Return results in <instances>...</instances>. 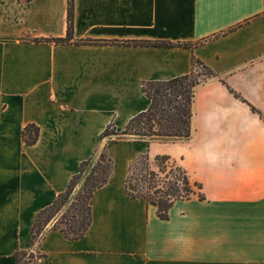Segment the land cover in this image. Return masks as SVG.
Listing matches in <instances>:
<instances>
[{"label":"crops","instance_id":"0c3cea01","mask_svg":"<svg viewBox=\"0 0 264 264\" xmlns=\"http://www.w3.org/2000/svg\"><path fill=\"white\" fill-rule=\"evenodd\" d=\"M73 27L69 44L29 42L67 37L68 0H0V264L17 251L41 253L39 264H264V0H74ZM193 59L214 76L196 88L188 140H100L149 108L144 83L185 76ZM28 125L40 128L30 147ZM101 151L113 171L86 236L47 229L33 245L37 214ZM144 154L175 160L205 200L178 202L163 221L129 197Z\"/></svg>","mask_w":264,"mask_h":264},{"label":"trees","instance_id":"16d2710c","mask_svg":"<svg viewBox=\"0 0 264 264\" xmlns=\"http://www.w3.org/2000/svg\"><path fill=\"white\" fill-rule=\"evenodd\" d=\"M73 26L74 0H68L67 37L28 41L36 44L66 45L73 41ZM75 44H118L154 48L194 47L191 43L171 42L76 41ZM213 76L214 73L206 65L193 59L191 72L185 76L144 83L142 92L150 102L149 108L133 117L122 132H117L114 125L110 124L101 134L100 140L130 139L148 146L152 142L172 143L188 140L192 134V106L196 88ZM39 136L40 128L36 125L26 126L21 133L22 141L27 147L34 146ZM112 171L113 161L105 151L82 162L66 191L59 194L50 206L37 214L31 229L32 244L38 243L47 229L59 231L68 240L84 238L93 220L92 197L108 183ZM81 181L82 185L75 194ZM125 191L132 199L143 200L155 207L158 217L163 221L169 220L170 211L176 203L194 197L200 201L205 200L202 186L192 181L187 172L169 156L151 159L149 154L141 155L129 167ZM14 258L16 264H39L45 256L39 252L17 251Z\"/></svg>","mask_w":264,"mask_h":264},{"label":"rangeland","instance_id":"374dc122","mask_svg":"<svg viewBox=\"0 0 264 264\" xmlns=\"http://www.w3.org/2000/svg\"><path fill=\"white\" fill-rule=\"evenodd\" d=\"M101 152H103V151H101ZM101 152H100V153H101ZM98 154H99V153H98ZM81 185H82V181L79 183V185H78V187H77V189H76V191H75V194L79 191Z\"/></svg>","mask_w":264,"mask_h":264}]
</instances>
